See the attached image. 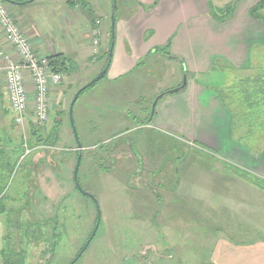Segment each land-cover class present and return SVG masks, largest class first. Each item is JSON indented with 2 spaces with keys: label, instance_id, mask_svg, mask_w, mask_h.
Instances as JSON below:
<instances>
[{
  "label": "rangeland",
  "instance_id": "obj_1",
  "mask_svg": "<svg viewBox=\"0 0 264 264\" xmlns=\"http://www.w3.org/2000/svg\"><path fill=\"white\" fill-rule=\"evenodd\" d=\"M235 1L211 0L216 9ZM70 2H78L79 6ZM4 4L22 30L28 31L24 21L28 18L24 14L19 17L14 4ZM27 5V12L45 39L59 44L65 41L60 35L66 19H72L75 10L81 15L89 13V6L80 0H39ZM53 25L58 26L56 30ZM241 28L242 23L218 35L227 43L232 37L240 42ZM99 64L90 63L87 70L82 65L63 74L66 76L58 85L57 100H53L45 123L29 121L15 127L17 131L29 129L22 153L27 148L31 153L24 164L23 160L15 163L13 173L7 177L6 195L0 197V207H4L0 217L4 237L0 236V246L4 245L0 264H71L91 236L98 210L94 199L82 194L73 180L78 155L76 134L81 144H95L83 149L78 179L82 188L96 198L101 221L90 245L74 264H222L216 249L221 237L245 240L258 234L264 239V194L262 198L256 195L262 188L246 192L239 188L243 200L230 205L229 198L223 199L214 185L219 183L216 177L220 178V187L228 186L232 169L221 170L214 154L197 149L198 144L187 142L180 134L166 137L140 127L143 117L138 113L152 105L146 95L126 103L120 99L112 102L108 97L103 102L104 78L100 85L80 94L71 120L70 104L78 90L100 73H96ZM149 64L161 74L153 85L157 91L171 84L182 69L180 63L161 55L159 62L148 59L143 67ZM146 68L137 69L125 84L150 81L152 75L145 77L142 71ZM232 71L215 67L198 83L213 87L210 92H217L229 104L235 111L236 125L244 124L254 131L264 128V58L256 61L252 71L233 74L231 79ZM226 84L230 85L221 89ZM144 90L141 86L143 94ZM8 113L15 116L10 110ZM203 117L206 123L209 119L217 122L212 100L206 103ZM56 123H60V130L63 127V134L56 144L47 145L44 140ZM31 126L40 127L44 134L32 135ZM129 126L136 129L125 131ZM201 131L207 132L204 127ZM252 137L246 138L249 144L264 140L260 135ZM38 151H44L47 158L34 166V153ZM19 181L23 186L15 192V200L6 201ZM219 226L224 233H220ZM229 228L233 230L226 233Z\"/></svg>",
  "mask_w": 264,
  "mask_h": 264
},
{
  "label": "crops",
  "instance_id": "obj_2",
  "mask_svg": "<svg viewBox=\"0 0 264 264\" xmlns=\"http://www.w3.org/2000/svg\"><path fill=\"white\" fill-rule=\"evenodd\" d=\"M38 1L25 0L17 4L12 3L19 17L24 14L28 18L24 20L27 23H24L29 25V29L25 25L28 31L24 29L23 31L30 37L37 52L48 57L62 53L75 62L76 68L84 65L87 67L86 70L90 63L99 62L96 73L108 67L107 73L101 79L105 78L104 87L106 86L107 90H105L106 97H102L103 102L108 99L112 102L120 99L126 103L127 101H138L141 95H146L145 97L149 98L152 105H146V108L138 113L143 117L140 127L151 128L153 132L166 137L169 135L174 137V133L180 134L181 138L187 142L198 144L197 149L214 154L219 160L217 164L221 170L224 167L232 169L233 174L227 181L228 186L220 187V178L216 177L215 181L219 179V183L214 185L216 190L219 189L218 193L223 199L229 198L230 205L243 200L240 197L239 188L245 192L259 188L252 177L256 176L264 181V128L254 131L244 124L236 125L235 111L229 104L223 102L217 92H210L213 87L198 83L200 77L214 71L215 67L233 70L232 79L233 74L243 75V73L252 71L256 61L263 60L264 21L254 19L249 14L250 8L259 0H253L251 3L250 0L237 1L234 3L235 9L232 16L224 22L217 21L211 15L209 7L211 0H91L92 4H88V0H80L86 7L89 6V13L81 15L78 10H75L72 13V19H66V28L60 35L61 38H65V41L61 44L46 40L27 12V4H34ZM115 3L116 8H114ZM70 4L77 6L78 2H70ZM113 21H115L114 27ZM241 23L240 42H236L238 38L232 37L227 43L218 35V32L230 30ZM57 27L53 25V29L56 30ZM53 29L50 31L56 35ZM97 29L100 30V35H98V44L95 45ZM0 49L13 52L3 34H0ZM160 55L175 63H180L182 69L171 84L157 91L153 85L158 79L159 69H154L152 64L147 65V68L143 67V63L148 59L159 62ZM108 58H110L108 60L110 63L107 66ZM139 68H146L142 69L143 74L145 77L152 75V79L144 83L143 80H139L131 85L125 84L129 76ZM185 75L187 86L177 93H167L171 89L180 87ZM229 85L226 84L221 89H226ZM141 86L146 89L144 94L141 92ZM210 87L211 89H208ZM28 88L31 96L32 83L30 81ZM57 88L58 85H54L50 90L51 111L53 100H57L55 97ZM158 97L156 106H154ZM151 98L153 100L150 101ZM211 100L216 106L218 116L215 124L210 119L206 123L207 120L203 117V109ZM8 110L12 112L5 84L4 64L0 63V197L6 195L4 188L7 177L13 173L15 163L21 164L23 160L24 164L27 162V156L30 155V153L27 155H25L26 152L22 153L28 142L27 135L30 131L25 127L21 131L15 130L18 126L15 123V116H11ZM29 121H34L31 114L26 123ZM124 121L122 120L121 123ZM201 127H204L207 132L201 131ZM134 129H136L134 126H129L125 131ZM31 130V134L37 137L44 134L40 127L31 126ZM61 130L60 137L63 134ZM249 135L254 136L252 138L255 139L260 135L263 141L259 139L249 144L248 140L246 141ZM39 145L42 146V144ZM91 145L95 144L86 141V144H82V149H79L77 145L76 150L82 156L81 163L84 161L83 149H89ZM32 150H35V147H32ZM38 152L34 153L32 161L34 166H38L47 158L44 151ZM77 159L78 156L76 163ZM27 166L29 167V164ZM20 182L13 189L9 200L6 201L15 200L17 195L15 192L23 186ZM260 190L259 193H256L257 191L255 193L262 198L264 190ZM2 200L3 198L0 202ZM221 202L225 204L224 200ZM230 215L232 216V212ZM2 216L3 213L0 212V217ZM229 229L226 233L233 230ZM0 230H2L1 225ZM219 231L224 233L221 226H219ZM0 236L3 237V231ZM261 237L258 234L245 240L232 237L228 240L221 237L216 249L222 257L220 259L224 261L222 264H264V239ZM3 246H0V251L3 250Z\"/></svg>",
  "mask_w": 264,
  "mask_h": 264
},
{
  "label": "built area",
  "instance_id": "obj_3",
  "mask_svg": "<svg viewBox=\"0 0 264 264\" xmlns=\"http://www.w3.org/2000/svg\"><path fill=\"white\" fill-rule=\"evenodd\" d=\"M0 28L6 43L13 50L0 49V63L4 64L5 84L15 123L25 125L31 114L35 122L43 124L50 116L51 87L62 83L63 74L54 72L49 65V57L34 49L30 37L1 1ZM95 34L97 45L100 30L97 29ZM29 81L32 83L31 96ZM29 153L31 150L27 148L25 155Z\"/></svg>",
  "mask_w": 264,
  "mask_h": 264
},
{
  "label": "trees",
  "instance_id": "obj_4",
  "mask_svg": "<svg viewBox=\"0 0 264 264\" xmlns=\"http://www.w3.org/2000/svg\"><path fill=\"white\" fill-rule=\"evenodd\" d=\"M1 1L4 2L5 0H1ZM21 1L22 0H8V1H5L4 3L7 2V3L17 4L18 2H21ZM237 1H241V0H237ZM209 7H210L211 15L219 22H224L225 20L229 19L232 16V14L234 12V9H235L234 4H232V5L229 4L226 7H221V8L216 9L212 5L211 2H209ZM263 10H264V0H259L255 5H253L250 8L249 14H250L251 17H253L255 19L264 20V13L262 12ZM221 15H223L225 17L223 18V16H221ZM112 41H114L113 38H112ZM48 60H49V65H50L51 69L54 72H57V73L66 74V73H69L72 68H74V69L76 68L75 62L72 61L71 58H69L68 56H66V55H64L62 53L56 54V55H52V56L49 57ZM108 60H110V58L107 59V66L110 63V61H108ZM96 84H97V82H95L91 86H84L83 88L78 90L79 96L86 89H88L90 87H93ZM181 85H182V83H181ZM54 126L55 127L48 133V137L44 140V142H46L47 145H54L60 140V137H59V135H60V123H56V124H54ZM77 156H79V153H78ZM78 174H79V170H78ZM78 178H79V176H78ZM252 180L254 181V183L257 186H259L260 188L264 189V183H263L264 181L262 179H259V178L255 177V179L252 178ZM0 212L1 213L4 212V207H0Z\"/></svg>",
  "mask_w": 264,
  "mask_h": 264
},
{
  "label": "water",
  "instance_id": "obj_5",
  "mask_svg": "<svg viewBox=\"0 0 264 264\" xmlns=\"http://www.w3.org/2000/svg\"><path fill=\"white\" fill-rule=\"evenodd\" d=\"M5 1H8V0H5ZM237 0L234 2L236 3ZM114 8H116V3L114 4ZM115 25V21H113V27ZM112 55V51L110 52V56ZM108 71V67L103 69L96 77L95 79H93L91 82H89L86 86H91L92 84H94L95 82H98L99 80H101L105 74L107 73ZM187 86V76L185 75L183 77V82H182V85L180 87H177V88H174V89H171L169 91H167V93H177L179 92L181 89H184L185 87ZM79 98V92H77V94L75 95V97L73 98L71 104H70V108H69V114H70V117H71V120L73 121V109H74V105L76 103V101L78 100ZM159 97L156 99L155 101V104L154 106H156V103L158 101ZM76 132V130H75ZM76 139H77V145H78V148L79 149H82V144L80 142H78V137H77V134H76ZM81 159H82V156L81 154L78 156V159H77V163H76V168H75V171H74V181H75V185L77 187V189L84 195H87V196H90L91 198L94 199V201L96 202L97 204V210H98V219H97V223H96V227L94 228L91 236L89 237V239L87 240L86 244L84 245V247L82 248V250L78 253V255L75 257V259L73 260V262L71 264H74L75 261H77L81 255L84 253V251L88 248V246L90 245L92 239L94 238V236L96 235L97 231H98V228H99V225H100V221H101V214H100V210H99V206H98V203L96 201V198L94 197L93 194H91L90 192L84 190L82 188V186L80 185V182H79V179H78V170L80 168V164H81Z\"/></svg>",
  "mask_w": 264,
  "mask_h": 264
}]
</instances>
